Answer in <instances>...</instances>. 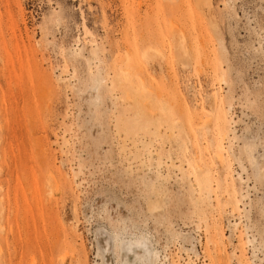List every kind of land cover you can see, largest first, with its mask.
<instances>
[{
	"label": "rangeland",
	"instance_id": "rangeland-1",
	"mask_svg": "<svg viewBox=\"0 0 264 264\" xmlns=\"http://www.w3.org/2000/svg\"><path fill=\"white\" fill-rule=\"evenodd\" d=\"M138 1L0 0V264H264V0Z\"/></svg>",
	"mask_w": 264,
	"mask_h": 264
},
{
	"label": "bare ground",
	"instance_id": "bare-ground-1",
	"mask_svg": "<svg viewBox=\"0 0 264 264\" xmlns=\"http://www.w3.org/2000/svg\"><path fill=\"white\" fill-rule=\"evenodd\" d=\"M140 1V0H139ZM138 1V2H139ZM142 2V1H141ZM215 154H216V157H217V159L218 160H220V161H224V154H223V152L221 151V150H217L216 152H215ZM154 208H156V207H158V204L157 203H154L153 205H152ZM159 264H160V254H159ZM163 264H165V263H163Z\"/></svg>",
	"mask_w": 264,
	"mask_h": 264
}]
</instances>
